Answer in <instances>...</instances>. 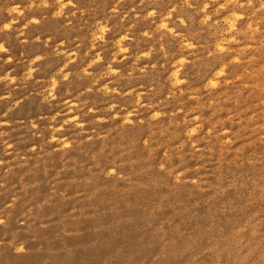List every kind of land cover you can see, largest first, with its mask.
I'll list each match as a JSON object with an SVG mask.
<instances>
[{
  "label": "clouds",
  "instance_id": "obj_1",
  "mask_svg": "<svg viewBox=\"0 0 264 264\" xmlns=\"http://www.w3.org/2000/svg\"><path fill=\"white\" fill-rule=\"evenodd\" d=\"M0 105L10 257L264 264V0H0Z\"/></svg>",
  "mask_w": 264,
  "mask_h": 264
},
{
  "label": "rangeland",
  "instance_id": "obj_2",
  "mask_svg": "<svg viewBox=\"0 0 264 264\" xmlns=\"http://www.w3.org/2000/svg\"><path fill=\"white\" fill-rule=\"evenodd\" d=\"M13 48L16 54H19V47L14 44ZM3 110L4 106L0 105V111ZM39 114H41L39 106L36 104L35 101H33L22 106L21 111L17 114H14V116L10 118L15 120L23 119L26 121L27 119L37 116ZM14 140L19 146H24L23 141L20 139L18 133L14 134ZM36 142L39 143V141ZM46 191V188H42V192ZM17 227L18 225L13 222L11 230L14 231ZM84 227L87 229L89 225L86 224ZM58 231L59 230L55 227L42 231L38 234L35 242H32L31 236H24L21 233L20 238L29 241L27 246L30 249V254L19 258H12L9 256L7 251H5L4 249H0V252L4 253V256L0 257V264H41V260L44 255L48 254L50 250L59 249L63 247L65 243L68 246H71L76 249L78 264H89L90 261L96 260L98 257L106 254L107 252L106 248L89 250L87 252L81 251L79 249V245L84 243H90L92 240L96 239V237L91 232H86L83 237H80L78 239H70L65 242L64 240L57 238ZM4 238L5 230L0 229V239Z\"/></svg>",
  "mask_w": 264,
  "mask_h": 264
}]
</instances>
